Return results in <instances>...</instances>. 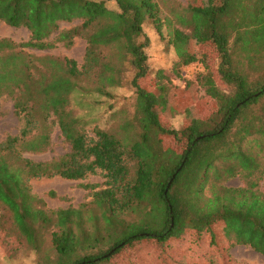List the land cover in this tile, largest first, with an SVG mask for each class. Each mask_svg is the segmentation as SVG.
Instances as JSON below:
<instances>
[{
  "label": "trees",
  "instance_id": "16d2710c",
  "mask_svg": "<svg viewBox=\"0 0 264 264\" xmlns=\"http://www.w3.org/2000/svg\"><path fill=\"white\" fill-rule=\"evenodd\" d=\"M198 1L166 12L162 0H0V23L31 34L21 44L0 40V53L11 51L0 55V100L13 101L23 124L0 143V208L37 252L50 233L55 264H116L134 244L168 247L186 232L214 250L230 235L264 256V0ZM148 24L174 49L175 77L201 64L190 86L219 105L182 130L162 119L175 87L151 67ZM76 38L87 42L84 64L50 58L40 77L15 51L70 49ZM128 72L133 116L115 130L88 132L72 97L115 100ZM55 126L69 150L44 162L27 158L50 151ZM165 137L183 143L182 151L166 147ZM99 172L106 188L77 209H45L31 192L33 179L79 181ZM233 178L244 185L227 186Z\"/></svg>",
  "mask_w": 264,
  "mask_h": 264
},
{
  "label": "rangeland",
  "instance_id": "374dc122",
  "mask_svg": "<svg viewBox=\"0 0 264 264\" xmlns=\"http://www.w3.org/2000/svg\"><path fill=\"white\" fill-rule=\"evenodd\" d=\"M195 0H162L166 12L171 6L181 5L185 8L193 6ZM199 0L198 4H202ZM70 27L63 24L62 28ZM145 32L151 39L148 49L150 64L154 71L164 70L172 80V105L163 122L172 129L182 130L194 119H203L210 116L218 108V102L207 97L203 91H193L190 86L194 83L196 75L204 70L201 64H193L182 69V77L177 78L173 68L177 62L174 49L168 44L167 39H161L151 25L145 26ZM31 38L26 28H14L5 23H0V40L7 39L15 44L28 42ZM87 42L83 38H76L75 45L67 49L63 44H57L51 50H34L18 48L27 62H30L31 72L40 77L46 73L48 59L75 60L79 67L84 64ZM211 54L213 49L207 44L201 47ZM6 50L0 55H7ZM214 77L220 86L225 87L224 79L213 69ZM130 73L128 72L124 86L113 90L114 100L99 99L96 95L88 96L81 100L75 95L71 99V109L75 114L88 124L86 129L92 133L98 126L105 130H115L125 120L134 114V90L129 85ZM191 89H190V88ZM113 106V108H112ZM22 122L14 113V103L10 98L0 100V143L9 136L17 135L22 128ZM53 145L49 152L44 154H27V158L37 162L49 161L64 155L69 146L61 137L60 130L54 127ZM166 147L182 151L183 143H178L172 137H165ZM230 187H242L244 182L240 178H233L226 183ZM31 192L42 201L45 209L57 211L60 209L79 208L93 201L95 191L106 188V178L99 172L88 176L84 180L69 181L60 177L51 179H33L30 181ZM88 187V188H87ZM90 187V188H89ZM92 187V188H91ZM263 189V186H262ZM219 226L216 224V227ZM51 232V231H49ZM45 242L39 252L19 236L12 215L8 210L0 208V264H55L58 259L57 252L51 243L50 233L45 235ZM223 244L218 250L209 246L205 239L192 238L191 233H184L170 241V246L165 243L161 248L150 241L140 242L129 247L123 253L113 258L116 264H218V255L224 256L226 264H264V256L254 251L250 246L239 245L230 235H222ZM215 254V255H214ZM219 257V256H218ZM220 260V261H223Z\"/></svg>",
  "mask_w": 264,
  "mask_h": 264
}]
</instances>
